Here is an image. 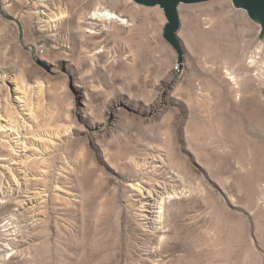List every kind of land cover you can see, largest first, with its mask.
<instances>
[{"label": "rangeland", "instance_id": "rangeland-1", "mask_svg": "<svg viewBox=\"0 0 264 264\" xmlns=\"http://www.w3.org/2000/svg\"><path fill=\"white\" fill-rule=\"evenodd\" d=\"M39 1L0 0V264H264L260 25L182 4L180 61L159 6Z\"/></svg>", "mask_w": 264, "mask_h": 264}, {"label": "water", "instance_id": "water-1", "mask_svg": "<svg viewBox=\"0 0 264 264\" xmlns=\"http://www.w3.org/2000/svg\"><path fill=\"white\" fill-rule=\"evenodd\" d=\"M143 7H157L163 9L167 24L164 28V39L177 51L179 60H183V47L178 32L181 28L179 7L182 4H199L213 0H132ZM234 6L245 9L254 22L261 21L264 33V0H233Z\"/></svg>", "mask_w": 264, "mask_h": 264}, {"label": "bare ground", "instance_id": "bare-ground-1", "mask_svg": "<svg viewBox=\"0 0 264 264\" xmlns=\"http://www.w3.org/2000/svg\"><path fill=\"white\" fill-rule=\"evenodd\" d=\"M40 2V4H44L45 3V1H43V0H41V1H39ZM232 2V5L234 6V2H233V0L231 1ZM234 8L235 9H237V10H242V11H245L246 13H247V11L245 10V9H243V8H241V7H236V6H234ZM248 14V13H247ZM93 17H95V18H101V19H104V20H106V21H109V22H122V23H124V22H126V20L124 19V18H121V16H119V15H117V14H115V13H113V12H110V11H107V12H105V13H95L94 14V16ZM250 18V17H249ZM257 24H259L260 25V27H261V30H260V38H261V41L262 40H264V33H262V30H263V26H262V24H261V21H259V20H257L256 19V21H255ZM189 38V37H188ZM259 38V39H260ZM188 42V41H187ZM189 43V42H188ZM260 59V58H259ZM262 59V58H261ZM263 60V59H262ZM258 61H260V60H258ZM253 62H255L254 60H253ZM262 62V61H261ZM264 62V61H263ZM255 63H258V62H255ZM247 65V67H248V64H246ZM250 65H254V64H251L250 63ZM263 66V65H262ZM248 71V70H247ZM262 71V70H261ZM249 72V71H248ZM259 73H260V71H259ZM246 74V73H245ZM229 76H230V78L233 80V81H236L235 79V76H233V74L232 73H229ZM264 78V77H263ZM249 80V79H248ZM239 86V85H238ZM238 92H240V91H238ZM140 194H141V192H139ZM148 195V198L147 199H149V198H153V196L150 194V193H148L147 194ZM146 200V199H145ZM149 201V200H148Z\"/></svg>", "mask_w": 264, "mask_h": 264}]
</instances>
